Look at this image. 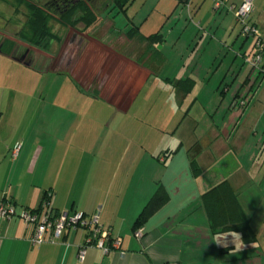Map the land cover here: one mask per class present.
Masks as SVG:
<instances>
[{
  "label": "crops",
  "instance_id": "crops-1",
  "mask_svg": "<svg viewBox=\"0 0 264 264\" xmlns=\"http://www.w3.org/2000/svg\"><path fill=\"white\" fill-rule=\"evenodd\" d=\"M1 1L0 55L18 63L30 74L51 78L56 86L49 87L48 84L40 96L53 95L57 104L63 106L67 93L68 98L73 97L74 110L71 136L54 128L48 132L37 131L44 138L37 135L27 138V133L22 138H8L0 133V200L10 201L17 211L31 210L36 209L47 194L53 213L72 211L89 215L98 210L99 224L109 232L111 239L120 238V245L105 254L98 248L87 247L80 261L77 254L79 246L85 243L84 229L66 230L57 243L32 245L29 240L31 227L19 217H12L0 222V264H264V214L259 216L261 212H258L255 218L252 217L253 221L243 208L234 183L222 177L225 174L246 175L244 169H250L254 182L264 183V138L243 137V127L248 123L254 125L255 132L259 128L251 118L252 112L246 116L245 112L249 104L262 95L264 78L258 79L251 70L247 72L240 68L241 59L244 61L251 52V44L240 36L233 12L226 8L215 11L211 0H186L185 3L182 0H157L140 21L135 19L137 15H129L128 8L118 12L125 16L126 22L117 26L115 19L103 14L113 10L106 6L98 8L97 22L86 29L83 25L63 27L54 17L51 28L60 39L50 40L41 51L17 37L25 22L24 8L18 6L17 0ZM240 2L227 0L234 6ZM185 4L189 5V11ZM184 16L188 23L182 22ZM250 21L258 29L264 45V0L253 1ZM157 32L160 37L148 38ZM204 43L211 49V55L214 53V60L221 57L222 63L226 56L229 57L225 70L218 67V71L213 72L209 66L205 69L197 66L193 56ZM66 48L71 49V56H67ZM40 59L44 60L38 65ZM50 62L54 65L50 66ZM229 73L231 79L228 81ZM212 78L214 81L210 84ZM185 79L193 81L189 92L176 85ZM66 80L71 84L68 89L64 87ZM198 80L203 88L195 92ZM145 87L152 91L147 93L150 95L155 90H164L173 98L175 109L188 95H199L200 92L204 93V98L201 102L198 97L191 98L193 104L203 102L208 109L211 106L219 109L226 95H230L226 103L228 114L222 116L221 126L217 128L215 124L212 126L215 130L206 138H192L189 144L197 146L202 142L207 149L216 145L215 152L206 151L190 160L191 169L192 162L199 169L192 170L190 177L196 181L204 168L222 169L224 165L227 169L224 173L215 171L221 177H213L203 185L178 184L174 172L169 182L166 181L167 162L170 158L173 160L177 149H164V141L145 151L140 146L138 151H129L128 145L117 165L111 167L115 158L110 151L112 140L110 137L99 140L107 134L110 120L106 118L115 119L110 132L122 125L121 116L128 114ZM207 95L211 98H206ZM240 96L246 97L247 105L238 113L229 105ZM260 111L258 120L264 121V103ZM98 113L102 114L98 116ZM46 115L42 108L33 110L27 131L34 124L35 127L46 124L45 128H49V123H45ZM53 116H63V111L54 110L50 114ZM1 118L0 111V123ZM99 120H103L99 123L103 125L99 139L80 140V129L84 128V136H90ZM66 138H77L71 151L65 149ZM98 141L100 146H96ZM118 142L125 141L120 138ZM16 143L21 146L12 157ZM86 144L87 160L91 159L92 163L88 169H82L80 152L85 153L82 149ZM180 144H183L181 138ZM229 153L234 155L235 163H218L216 167L214 163ZM260 158L262 160L258 161ZM117 175L121 177L118 179ZM224 180L235 190L249 219L255 233L253 243H243L237 233L212 235L209 230L200 196ZM158 186L168 192V200L139 228L142 236L136 238L133 223Z\"/></svg>",
  "mask_w": 264,
  "mask_h": 264
},
{
  "label": "rangeland",
  "instance_id": "rangeland-1",
  "mask_svg": "<svg viewBox=\"0 0 264 264\" xmlns=\"http://www.w3.org/2000/svg\"><path fill=\"white\" fill-rule=\"evenodd\" d=\"M32 1V0H31ZM37 3H40L41 0H33ZM157 0H130V3L125 7L128 8V12L130 16H136L135 19L137 21H140V18L142 16L147 15L150 10L154 7V3ZM42 2H46V0H42ZM2 1L0 5H2ZM41 4V3H40ZM116 12V9H113L109 12L103 13L105 17H109V19H115V23L117 26L123 25L125 21V16L122 13H116L114 15L110 14ZM178 14V12H177ZM176 16L178 17V15ZM175 15V14H174ZM185 15V14H183ZM151 20V19H150ZM153 21V19H152ZM188 23L185 16L182 17V22ZM238 29L239 26L236 23ZM77 26H82L81 23L77 24ZM1 29V27H0ZM243 37L242 35H240ZM251 39H248L247 42L250 43ZM206 42V41H205ZM38 50L43 51L44 49H41L39 47L34 46ZM199 50L195 52L193 59L194 62L197 63V66L202 67L203 69L209 68L215 72L218 71L217 68L225 70L228 63H229V57L226 56V60H223L221 63V57L214 60L212 56V52L210 51V48H207V44H200ZM71 49L66 48L67 56H71ZM70 53V54H69ZM32 54H30L31 56ZM66 56V57H67ZM222 56V55H220ZM34 57V54L31 56ZM84 58V57H83ZM36 58L33 59V62L35 63ZM44 59H40L38 65L42 64ZM239 62V61H238ZM236 62L235 65L238 63ZM242 62V63H241ZM45 63V62H44ZM79 63V61H78ZM241 69H246L247 72L250 70V67L241 59L240 61ZM50 66L54 65L49 63ZM48 65V66H49ZM211 74V72H210ZM199 79V78H198ZM231 79V74H227L226 80ZM214 81V78L210 80V84H212ZM49 84V87H55L56 84L53 82V80L49 77H40L36 74H30L28 71L19 65L18 63H12V61L3 58V55H0V111L2 112V118L0 123V133L1 136H8V138H22V135L27 133V138L31 136H39L40 138H44V136L38 135L37 131L41 133L42 129L46 130L47 132L49 130L59 129L61 131H64V134L67 136H71L73 127L72 125V114H73V97L71 96L68 98V95H64V104L61 106V104H57V102L54 100L55 96H40V93H43L44 87H46ZM70 81L66 80L64 87L68 89L70 87ZM203 88L201 80H198V85L195 92L201 91ZM261 88L263 90L262 95H259L257 100L254 101V103H250L248 106L247 111L245 112V116L249 113L251 115V118H253L254 122H257L258 129L257 132H255L254 128H252L254 125L251 123H248L243 127V122L240 124L241 128L243 127V137L244 138H264V121L258 120L260 116V106L264 103V81L262 82ZM152 93L148 87H145L141 90L140 94H138L136 100L134 101L131 109L129 110L128 114L125 116H121L122 118V125L119 127H116L114 130L109 131V128H111L112 124H114L115 119L112 117L110 119V116L106 118L110 120L108 127H107V134L105 136H100V139L98 138L101 130L103 129V125H100L99 123L103 120H99L97 127L93 128V133L89 136H84L83 131L84 128H81L82 136L80 137V140L83 138H93V140H105L110 139L112 140V144L110 145V151L115 154V158L112 159L111 167H115L118 163L119 157L121 153L125 150V148L129 145V151H138L140 146L142 148V151L148 150L153 145H160L161 142L164 141V149L165 147H171V149H177L176 152L173 154V160L171 158L167 162L168 167V175L167 180L169 182V179L172 178L173 173H176V178L178 184L181 182H193L194 184L203 185L206 181L210 180L213 177H217L215 171H219L220 173H224L227 169H224V165H222V169H206L204 168L200 175L197 177V180L194 181L190 177L191 174V167L189 165V162L191 159H196L197 156H202L205 154V152H215L216 145L210 146L207 149V145H203L202 142H200L197 146H190V142L192 141V138H206L210 131L215 130L212 126L215 127V124L217 125V128H219L222 124V116L225 114H228L227 111V101L230 95H226L224 98V101L220 105V108H214V106H211V108L208 109V105L206 106L203 102L202 103H194L191 98L198 97L199 101L201 102L202 98H204V93L200 92V94H192L188 95L181 103V105L177 106L176 109L173 105V98L169 97V94L165 93L163 90H155V92L150 95L147 93ZM219 92V91H218ZM219 95V94H218ZM11 96V97H10ZM206 98H211L210 96H205ZM243 97V96H242ZM40 98V99H39ZM43 99H45L43 101ZM262 103V104H261ZM255 106V107H254ZM206 107V108H204ZM42 108L44 113L47 114L45 118V123H49L48 127L45 128L46 124L44 126L35 127V124L32 125L31 129L28 130V125L30 124V117L33 119L32 111L38 110ZM64 109V110H62ZM56 111H63V116H53L50 117V114L52 112ZM238 113L241 112L240 109H237ZM235 111V112H236ZM102 113H98V116H100ZM244 114V113H243ZM248 114V115H249ZM60 115V114H59ZM258 116V117H257ZM100 118V117H99ZM101 119V118H100ZM136 119H139L136 120ZM40 118L38 117V121L40 122ZM59 121V124H58ZM213 124V125H211ZM59 125V127H57ZM112 128H114L112 126ZM256 129V128H255ZM91 130V131H92ZM95 133V134H94ZM255 133L257 135L255 136ZM78 135H80L78 133ZM97 136V138H96ZM103 137V138H102ZM123 138L125 142H118L117 141ZM180 138L183 139V144H180ZM215 138V137H213ZM221 138V137H217ZM73 141H77V138H66V141L64 142V146L66 150L71 151L73 147ZM99 145V141L97 142L96 146ZM264 144H262L263 146ZM100 146V145H99ZM70 147V148H69ZM162 148V149H163ZM229 148V147H228ZM64 150V149H63ZM232 150V149H231ZM88 144L82 149V153L80 152V155L83 156L82 159V169H88L90 164L92 163V160L89 161L87 158L89 157L88 154ZM227 150H225L226 152ZM203 153V154H201ZM201 154V155H200ZM225 154V153H224ZM234 155L229 153L224 156L223 160L216 161L214 164L218 165L220 164H227L231 163L234 164ZM86 157V158H85ZM162 157V156H161ZM160 158V157H159ZM168 158V155H167ZM7 159H10V156H7ZM160 160V159H159ZM262 159H258V161H261ZM161 161V160H160ZM157 162V160H156ZM90 163V164H89ZM161 164V162H160ZM162 165V164H161ZM246 170L247 174L245 175H232V176H225L228 178L232 183H234V189L237 191L240 201L243 205V208L245 209L248 216L251 218L258 215V212H261L259 214L263 215L264 213V183L259 185L258 182H254V176L252 175V172L250 169H244ZM214 171V172H213ZM121 176L117 175V178L119 179ZM165 176H162L164 179ZM218 177H221L219 175ZM263 177V176H261ZM260 177V178H261ZM119 183V182H117ZM122 183V182H120ZM257 183V184H256ZM192 186H194L191 183ZM170 187H172L170 185ZM261 201V203H260ZM257 204H260V207L257 208ZM67 211V210H66ZM98 210H95L94 213H97ZM72 214V211H69V215ZM93 213L87 215V217L92 216ZM254 218L253 221H254Z\"/></svg>",
  "mask_w": 264,
  "mask_h": 264
},
{
  "label": "trees",
  "instance_id": "trees-1",
  "mask_svg": "<svg viewBox=\"0 0 264 264\" xmlns=\"http://www.w3.org/2000/svg\"><path fill=\"white\" fill-rule=\"evenodd\" d=\"M17 1L18 6L23 7L25 10V22L17 37L41 49H45L50 40L60 39L59 34L53 32L51 28V22H54V17L57 18V23L63 27H76L77 24L81 23L84 29H86L97 22L96 11L98 8L101 9L108 6L109 9H116L117 13L125 12V7L130 3V0H107L103 2H101L102 0H98L101 4L96 6L94 3L96 0H61L60 2L58 0H50L56 2L57 5L59 3L58 6L55 4V7H52L49 1L41 4L33 0ZM185 2L186 0H182V3ZM155 37H160V34L157 32L148 38L153 39ZM176 85L184 89L185 92H189L193 86V81L191 79H185L177 82ZM191 165L193 171L199 170L194 162ZM168 197V192L165 188L158 186L135 219L132 230L135 232L141 228L167 202ZM43 202H49V196L47 194H44L42 202L36 209L27 210L39 212L45 209L50 218H56L60 214V212L53 213L50 210L49 203L46 207H42ZM200 202L212 235L237 233L241 241L245 244L255 241V233L250 227L249 219L240 205L235 190L227 180L220 182L202 193ZM81 214L82 216H87L85 213ZM110 240L111 237L109 236Z\"/></svg>",
  "mask_w": 264,
  "mask_h": 264
},
{
  "label": "built area",
  "instance_id": "built-area-1",
  "mask_svg": "<svg viewBox=\"0 0 264 264\" xmlns=\"http://www.w3.org/2000/svg\"><path fill=\"white\" fill-rule=\"evenodd\" d=\"M211 1L215 11L223 8L231 10L239 26L240 34L247 39H251V52L244 58V62L250 67L252 73L256 74L258 79H263L264 45L258 29L250 21L254 0H241L236 6L227 3V0ZM185 7L189 11V5L185 4ZM246 104V98L239 97L232 100L229 107L230 109L243 110ZM20 146V143L14 145L11 151L12 157L17 155ZM47 205L48 203L43 202L42 207ZM12 217H19L26 226L31 227L29 240L32 245H39L44 242L57 243L66 230L84 229L86 231L85 243L79 246L77 254V259L80 261L84 258L87 247L98 248L105 254L120 245V238L109 241V232L99 224V211L89 217L82 216L81 212H73L71 215L67 212H61L56 218H50L45 209L39 212H31L27 209L17 211L10 201L0 200V222ZM134 236L140 238L142 236L141 229H137Z\"/></svg>",
  "mask_w": 264,
  "mask_h": 264
},
{
  "label": "flooded vegetation",
  "instance_id": "flooded-vegetation-1",
  "mask_svg": "<svg viewBox=\"0 0 264 264\" xmlns=\"http://www.w3.org/2000/svg\"><path fill=\"white\" fill-rule=\"evenodd\" d=\"M5 1H6V0H5ZM46 1H47V2L49 1L50 5H51L52 7H55L54 5L56 4V2H52V1H50V0H46ZM55 1H57V0H55ZM60 1H61V0H58V2H60ZM101 2H102V1H101ZM94 3H95L96 6H98L99 4H101L100 1H98V0H96ZM56 5H57V4H56ZM58 5H59V3H58ZM58 5H57V6H58ZM56 8H58V7H56Z\"/></svg>",
  "mask_w": 264,
  "mask_h": 264
}]
</instances>
